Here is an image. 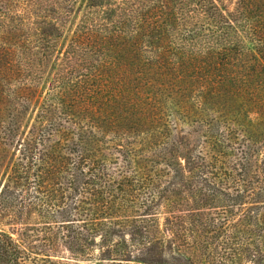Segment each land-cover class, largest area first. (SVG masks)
<instances>
[{
    "label": "trees",
    "instance_id": "1",
    "mask_svg": "<svg viewBox=\"0 0 264 264\" xmlns=\"http://www.w3.org/2000/svg\"><path fill=\"white\" fill-rule=\"evenodd\" d=\"M222 1L88 0L60 51L61 0H0V222L44 220L70 256L0 229V264H264V0ZM170 195L217 247L145 220Z\"/></svg>",
    "mask_w": 264,
    "mask_h": 264
},
{
    "label": "rangeland",
    "instance_id": "2",
    "mask_svg": "<svg viewBox=\"0 0 264 264\" xmlns=\"http://www.w3.org/2000/svg\"><path fill=\"white\" fill-rule=\"evenodd\" d=\"M237 1L238 0H223L222 6L227 12L232 13L236 8ZM87 2L88 0H61L62 6L65 8H70L72 12L70 13L66 21V24L63 28V36L60 41L58 50L60 51L64 50L67 44L69 43V41L71 40L73 33L85 11V6ZM57 58L58 55H56L55 59ZM53 68L54 67L52 66L50 71L48 72V75H46L44 81L42 82L39 88V96L32 105L30 112L26 118L25 124L21 131V137L28 131L31 123L33 122V119L35 118L37 107H39V105L41 104V102L45 97V94L49 89ZM252 120L254 124L257 125L260 134H262L261 139L264 140V121L260 119L257 115L253 116ZM17 147L18 146L15 145V148L12 151L13 154H17ZM138 149H140V146L138 147ZM179 157H183V156L180 154ZM135 160L136 158H134V160H132L131 157L129 158L130 167H135ZM1 184L2 183L0 178V187ZM180 198H186V196L183 195L180 196ZM179 201L180 200L177 199L176 197H172L171 195L168 196L167 200L163 201L162 207L157 209L158 214L155 217L148 215L147 219L145 220L154 219V223L158 225V229L162 237L168 236L167 230H173L175 236H177L176 230H185L186 233L184 232V234L182 235L184 237L178 241V244H180V246L190 243L191 241L189 237L192 236L193 239H197L198 242L200 241L204 243L205 246L210 245L211 248L217 247L216 245L218 244V242L217 239L214 238V235L219 232L218 227L220 222L216 221L214 224L210 223L208 224V226H206V228H203V224H205L206 221L202 218L195 217V215L199 214V212L191 211L190 213H183V214H188L189 216L191 215L187 220L183 221V222L187 221V223H185V226H178V224L176 225V222L181 224L180 219L178 220L174 219V216L182 214L180 212L178 213L177 212L178 210H185V209L191 210L196 208L195 205L191 203H189L190 208L187 207L186 205H180L181 201L180 202ZM173 202H178V203L172 204ZM236 210H237L236 208L228 207L227 211L230 212V214H227L226 216L228 218V224H230L231 228L230 230H227V232H230L229 234L231 236H237L239 235L238 232L247 230V232H252L253 237L249 238L250 242L252 243L256 242L258 238L255 236H257L259 233L262 232L263 226L262 228L261 227L259 228L251 223H248L249 225L244 224L245 226L236 225V222L238 221ZM149 213L151 214L154 212L152 211ZM169 218L173 220L174 222V223L172 222L173 224H170L168 222ZM44 222H45L44 220L29 221L27 220V216L24 215L23 218H15V221L0 222V229L5 231L6 233L11 234V236L14 239H18L21 244L27 246L28 248H33L32 251L34 252V254L31 255V258L33 260L45 259V256L43 255L37 256L35 253H42V251L45 248L51 246L59 247L58 256L70 257L69 254L65 251L64 247L62 246V242L60 241V239L56 237L54 231L42 230L44 229L43 227L44 225L42 224ZM39 223H41V225ZM34 224H38V225L33 226ZM210 230H216V231L212 233ZM97 242H99V238H97ZM218 251H220V248ZM200 254L202 253L200 252ZM202 259L204 260L205 257H202ZM28 263L31 264L30 262Z\"/></svg>",
    "mask_w": 264,
    "mask_h": 264
}]
</instances>
